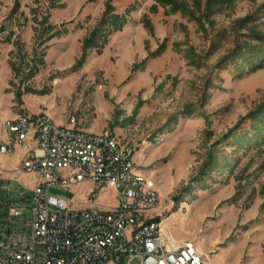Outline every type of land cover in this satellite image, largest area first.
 Here are the masks:
<instances>
[{
	"label": "rangeland",
	"instance_id": "1",
	"mask_svg": "<svg viewBox=\"0 0 264 264\" xmlns=\"http://www.w3.org/2000/svg\"><path fill=\"white\" fill-rule=\"evenodd\" d=\"M43 106L134 146L170 241L264 264V0H0V114ZM92 188L51 192L86 203ZM18 196L0 183L3 205ZM24 215L11 231L27 238Z\"/></svg>",
	"mask_w": 264,
	"mask_h": 264
},
{
	"label": "built area",
	"instance_id": "2",
	"mask_svg": "<svg viewBox=\"0 0 264 264\" xmlns=\"http://www.w3.org/2000/svg\"><path fill=\"white\" fill-rule=\"evenodd\" d=\"M36 115L47 117L39 152L26 158L31 143L25 145L24 160L11 176L0 166V183L19 184L15 203L0 201V210H4L0 211V264H186L189 252L179 240H166L168 227L161 223V214L128 227L129 215H143L160 198L144 189L143 181L131 173L133 145L114 144V136L107 132L87 135L76 126L74 116L68 125L51 120L47 107L37 114L0 121L2 148H12L13 140L22 135L32 136L33 141ZM20 168L53 172L54 182L31 179L27 184ZM85 182L94 186L86 203L51 192L55 187L69 189ZM99 186L113 191L114 204L98 200ZM26 208L32 211L27 238L26 224H21L20 237L11 231L25 220ZM194 263L210 264L209 254L198 252Z\"/></svg>",
	"mask_w": 264,
	"mask_h": 264
},
{
	"label": "bare ground",
	"instance_id": "3",
	"mask_svg": "<svg viewBox=\"0 0 264 264\" xmlns=\"http://www.w3.org/2000/svg\"><path fill=\"white\" fill-rule=\"evenodd\" d=\"M40 111H47V107L43 106ZM18 115H24V113H20ZM50 119L55 120L51 113H50ZM3 120L12 121L14 120V117H3L0 114V121ZM46 124H47L46 115H36V128H35V136L33 137V141H32V136L22 135L21 137H19V139L13 140L12 148L3 149L2 146L0 145V153L11 154L19 150L21 153V157H20V162H21V160H24V146L31 143V145H29V147L26 149V158H34L35 154H37L40 150L41 142H43L44 132L46 131ZM85 134L94 135L95 132L85 130ZM114 144H121V141H119L117 138L114 137ZM135 153H136V149L134 148L132 153H130V163H132L131 173H133L134 177H139V179L143 181L144 189L148 190L149 193H155V195H159L157 189L155 188V182L142 172L143 171L142 168H138V167H142L143 163L136 161ZM3 172L14 173V167L11 169H6L3 167ZM20 175H27L28 177H31V179L42 180V182H54V173L49 171L20 168ZM159 204H160V198L156 199V206L148 207L147 210L143 211V215H129L128 227H136V223H143V219H154V217H156L155 212ZM161 223H164L162 219H161ZM166 240L170 241L167 238V236H166ZM179 243H184V249H186L189 252V258H186V264H201V263H194V258L197 257L198 252L199 255H204L196 247V244L194 242L190 240H182ZM210 264H212V262H210Z\"/></svg>",
	"mask_w": 264,
	"mask_h": 264
},
{
	"label": "crops",
	"instance_id": "4",
	"mask_svg": "<svg viewBox=\"0 0 264 264\" xmlns=\"http://www.w3.org/2000/svg\"><path fill=\"white\" fill-rule=\"evenodd\" d=\"M20 157H21V153H20L19 150L16 151V152H14V153H11V154H2V153H0V165H1L2 167L6 168V169H11V168H13V167H15V166H17V165L19 164V162H20ZM14 159H15V161H16V164H15L13 167H11V168H7V167H5V165L2 163V161L14 160ZM135 159H136V161H139V157H136ZM142 172H143V171H142ZM6 175H7V176H11L12 173H6ZM22 177H28V176H27V175H22ZM92 186H93V185H92ZM105 188H108V187H104V189H105Z\"/></svg>",
	"mask_w": 264,
	"mask_h": 264
},
{
	"label": "trees",
	"instance_id": "5",
	"mask_svg": "<svg viewBox=\"0 0 264 264\" xmlns=\"http://www.w3.org/2000/svg\"><path fill=\"white\" fill-rule=\"evenodd\" d=\"M97 33H98V31L96 30V31L94 32V34L92 35V37H91L88 41H86V47H87V45L90 44L89 42H94V40H95V36L97 35ZM260 110H261V109H260ZM262 133H264V130L260 131L259 133H256V135H260V134H262Z\"/></svg>",
	"mask_w": 264,
	"mask_h": 264
}]
</instances>
